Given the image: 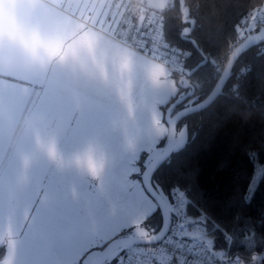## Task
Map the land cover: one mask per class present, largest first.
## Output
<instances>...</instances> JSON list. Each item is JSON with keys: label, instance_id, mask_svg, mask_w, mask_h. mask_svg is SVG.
Wrapping results in <instances>:
<instances>
[{"label": "rangeland", "instance_id": "obj_1", "mask_svg": "<svg viewBox=\"0 0 264 264\" xmlns=\"http://www.w3.org/2000/svg\"><path fill=\"white\" fill-rule=\"evenodd\" d=\"M91 1L78 0L79 7H72L67 0L62 1L65 4L24 0L28 8L24 18L41 24L38 33L44 51L59 42L56 52H66L64 57H70L66 62L73 68L57 70L58 85L50 93L46 90L17 138L23 143L56 141L65 147L42 150L54 154L50 160L41 156L35 160L38 155L31 153L40 150L26 145L16 150L23 161L14 171L9 166L12 177L0 170V245L7 251L0 264H87L90 254L142 229L158 209L135 177L140 172L137 162L143 153L148 163L161 151L168 134L161 106L178 95L179 87L169 68L139 55L132 45L134 27L148 15L161 16L154 12L171 0ZM150 11L154 12L146 15ZM5 13L15 16L10 10ZM72 22L77 24L74 30ZM263 23L264 6L254 25ZM238 33L239 39L244 38V29L238 28ZM73 49L89 52H69ZM184 84L181 98L191 91L188 79ZM186 139L183 126L174 148ZM258 177L259 173L251 189ZM21 204L29 208H16ZM65 221H76L67 242L61 236L63 226L59 229ZM123 251L115 252L110 264ZM156 262L168 260L161 257L141 264Z\"/></svg>", "mask_w": 264, "mask_h": 264}, {"label": "trees", "instance_id": "obj_2", "mask_svg": "<svg viewBox=\"0 0 264 264\" xmlns=\"http://www.w3.org/2000/svg\"><path fill=\"white\" fill-rule=\"evenodd\" d=\"M263 6L264 0H171L162 11H153L163 17L165 39L189 52L184 71L172 73L179 93L161 106L165 115L186 89L184 77L193 95L174 106L171 116L211 93L234 50L232 44L238 46L248 36L251 24V34L264 26L254 25ZM139 25L134 27L133 40ZM238 28L244 29L242 39ZM183 126L186 143L156 171L152 185L173 210L178 202L186 203L181 219L206 229L209 254L264 264V40L242 53L217 99L184 118L177 131ZM166 141L167 135L161 150ZM146 157L143 153L137 162L140 172L135 177L140 180ZM161 226L158 208L143 227L156 234ZM6 252L0 245V261ZM124 253L112 264H119Z\"/></svg>", "mask_w": 264, "mask_h": 264}, {"label": "crops", "instance_id": "obj_3", "mask_svg": "<svg viewBox=\"0 0 264 264\" xmlns=\"http://www.w3.org/2000/svg\"><path fill=\"white\" fill-rule=\"evenodd\" d=\"M28 1L37 2L38 0ZM62 1L59 0L60 3L65 4ZM67 1L71 3L72 7H79L78 0ZM90 3H92L91 0ZM27 9L24 0H0V170H4L11 177L14 173H9V166H12L11 170L14 171L13 167L23 161L22 158H19L22 153L16 152V150H22L28 145V148L40 150L31 153L38 155L34 158L35 160H39V156L50 160L54 152L46 153L42 150H56L65 147L64 143L56 141L23 143L19 142L17 138L22 130L21 126L26 122L25 118L29 116L34 107L37 108L40 101H43L46 90L50 93L52 86L58 85V79L61 76H55V74H60L57 70L73 68L72 62H66L70 58L69 55L68 58L64 57L66 52H61V49L60 52H56L60 48L59 42H53V46L56 47L51 46L48 52L44 51V44L39 41L41 34L38 33L41 24L39 21L24 18L23 14ZM7 10H10L15 16L7 17L5 15ZM70 24L73 30L77 28L75 22ZM35 36L37 37L35 38ZM34 43H37L38 46H35ZM41 46L42 50H38ZM30 48H34V50H30ZM69 52L89 51L73 49ZM54 100L56 101V99ZM25 161L29 160L25 159ZM18 207L29 208L22 204L16 208ZM40 208L43 206H40L39 210ZM44 211L50 212L51 210L44 208ZM44 211L42 212L44 213ZM42 212L38 215H41ZM75 222L73 221L71 224V221H65L63 225L60 223L59 229L63 226L64 233L61 236L64 238V242H67L66 239H70L71 236L68 234L70 229L76 228Z\"/></svg>", "mask_w": 264, "mask_h": 264}, {"label": "built area", "instance_id": "obj_4", "mask_svg": "<svg viewBox=\"0 0 264 264\" xmlns=\"http://www.w3.org/2000/svg\"><path fill=\"white\" fill-rule=\"evenodd\" d=\"M233 43L232 47H236ZM132 48L141 56L154 59L172 73L181 74L186 66L189 52L171 45L164 37L163 17L157 14L146 16L135 34ZM155 54V58L153 55ZM217 71L221 69L215 65ZM186 203L180 201L174 208L171 226L166 237L157 244L133 246L127 249L120 264H141L152 259H167L169 264H253L242 257H219L208 253V233L200 224L182 221Z\"/></svg>", "mask_w": 264, "mask_h": 264}, {"label": "water", "instance_id": "obj_5", "mask_svg": "<svg viewBox=\"0 0 264 264\" xmlns=\"http://www.w3.org/2000/svg\"><path fill=\"white\" fill-rule=\"evenodd\" d=\"M247 35L248 36L233 50L222 71L221 77L219 78L211 93L203 101L195 105L186 107L177 112L175 115L171 116V109L174 106L183 103L187 97L193 95V92L188 93L183 98H179L180 100L178 99L166 111L165 122L168 127V134L165 147L162 150L160 149L161 151L155 157L149 160L145 171L141 175V181L146 193L155 201L161 212L162 226L159 232H157L156 234H152L143 227L137 232L126 234L108 243L104 248L99 249L95 253L90 254L87 264H106L107 262H110L112 255L118 250L125 249L126 251L127 249L133 246L157 244L166 237L171 226L172 217L173 215H175V213L174 210L170 208V206H168L167 202L161 197V195L156 191V189L152 185L153 176L156 171L161 167V165H163L168 160L172 152L178 151L184 146L187 141L186 139V141L180 146L179 149L174 148L177 134V126L179 125V123L184 118L205 110L217 99V97L222 93L238 58L242 55V53L248 51L258 42L264 40V26L259 30V32L251 34L250 25L247 30ZM186 79V77L182 79L183 83ZM183 87L186 88L185 84H183ZM121 261L122 258H120L119 264L121 263Z\"/></svg>", "mask_w": 264, "mask_h": 264}]
</instances>
